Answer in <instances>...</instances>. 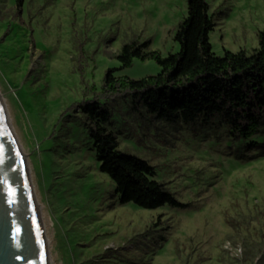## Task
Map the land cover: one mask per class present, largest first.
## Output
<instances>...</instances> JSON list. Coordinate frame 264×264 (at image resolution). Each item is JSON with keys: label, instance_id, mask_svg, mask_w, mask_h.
<instances>
[{"label": "rangeland", "instance_id": "rangeland-1", "mask_svg": "<svg viewBox=\"0 0 264 264\" xmlns=\"http://www.w3.org/2000/svg\"><path fill=\"white\" fill-rule=\"evenodd\" d=\"M207 1L214 53L258 47L264 0ZM186 16L187 0H0V97L29 166L51 264H264V128L238 140L219 118L172 123L133 109L130 96L101 99L119 150L147 160L191 204L150 210L120 203L76 111L101 94L125 43L178 52L174 35ZM160 71L135 59L116 75ZM252 141L259 145L249 150Z\"/></svg>", "mask_w": 264, "mask_h": 264}, {"label": "trees", "instance_id": "trees-1", "mask_svg": "<svg viewBox=\"0 0 264 264\" xmlns=\"http://www.w3.org/2000/svg\"><path fill=\"white\" fill-rule=\"evenodd\" d=\"M215 25L207 0H187V16L174 35L180 44L178 52L162 56L150 49L151 41L125 43L115 55L121 66L107 70L101 94L76 106L85 115L100 170L115 183L122 205L132 202L152 210L165 205L184 209L191 204L178 200L156 179L155 166L119 150L118 137L108 127L111 111L101 99L130 96L133 109L145 107L157 119L172 123L219 118L238 140H249L264 128V29L252 52L226 50L220 56L210 41ZM135 59H152L161 71L139 79L116 75ZM258 145L252 141L247 148ZM161 217L153 227L161 224Z\"/></svg>", "mask_w": 264, "mask_h": 264}, {"label": "water", "instance_id": "water-1", "mask_svg": "<svg viewBox=\"0 0 264 264\" xmlns=\"http://www.w3.org/2000/svg\"><path fill=\"white\" fill-rule=\"evenodd\" d=\"M0 264H51L29 166L0 97Z\"/></svg>", "mask_w": 264, "mask_h": 264}, {"label": "snow or ice", "instance_id": "snow-or-ice-1", "mask_svg": "<svg viewBox=\"0 0 264 264\" xmlns=\"http://www.w3.org/2000/svg\"><path fill=\"white\" fill-rule=\"evenodd\" d=\"M3 151V149L2 148H0V152H2ZM4 161H3V159H0V163H3Z\"/></svg>", "mask_w": 264, "mask_h": 264}]
</instances>
